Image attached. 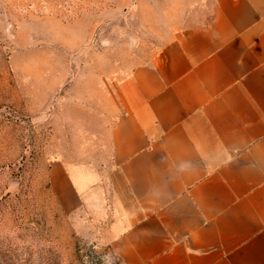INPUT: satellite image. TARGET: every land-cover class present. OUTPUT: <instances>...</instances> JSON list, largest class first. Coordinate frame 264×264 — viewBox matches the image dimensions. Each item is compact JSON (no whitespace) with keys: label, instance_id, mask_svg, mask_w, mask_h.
I'll use <instances>...</instances> for the list:
<instances>
[{"label":"crops","instance_id":"1","mask_svg":"<svg viewBox=\"0 0 264 264\" xmlns=\"http://www.w3.org/2000/svg\"><path fill=\"white\" fill-rule=\"evenodd\" d=\"M118 91L102 173L62 171L121 264H264V0H213Z\"/></svg>","mask_w":264,"mask_h":264},{"label":"rangeland","instance_id":"2","mask_svg":"<svg viewBox=\"0 0 264 264\" xmlns=\"http://www.w3.org/2000/svg\"><path fill=\"white\" fill-rule=\"evenodd\" d=\"M212 1L0 0V264H121L62 168L102 173L120 83Z\"/></svg>","mask_w":264,"mask_h":264}]
</instances>
